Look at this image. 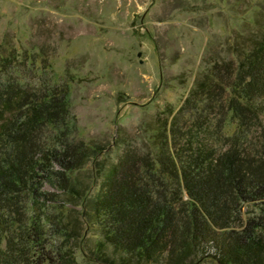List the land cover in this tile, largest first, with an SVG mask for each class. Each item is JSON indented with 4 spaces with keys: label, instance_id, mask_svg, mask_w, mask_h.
I'll return each instance as SVG.
<instances>
[{
    "label": "trees",
    "instance_id": "obj_1",
    "mask_svg": "<svg viewBox=\"0 0 264 264\" xmlns=\"http://www.w3.org/2000/svg\"><path fill=\"white\" fill-rule=\"evenodd\" d=\"M17 60L0 54V264H79L76 248L103 264H264V31L214 67L226 98L203 89L236 120L226 148L180 126L195 91L155 151L127 146L110 166L72 136L64 86L4 75Z\"/></svg>",
    "mask_w": 264,
    "mask_h": 264
},
{
    "label": "rangeland",
    "instance_id": "obj_2",
    "mask_svg": "<svg viewBox=\"0 0 264 264\" xmlns=\"http://www.w3.org/2000/svg\"><path fill=\"white\" fill-rule=\"evenodd\" d=\"M263 31L264 0H0V54L18 59L4 75L64 86L72 136L95 144L107 166L127 146L155 151L159 129L195 91L180 126L226 148L236 120L218 107L226 99L207 106L203 89L217 85L226 98L214 67L237 61ZM75 251L79 264H103ZM193 264L219 263L210 254Z\"/></svg>",
    "mask_w": 264,
    "mask_h": 264
}]
</instances>
